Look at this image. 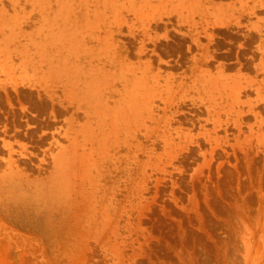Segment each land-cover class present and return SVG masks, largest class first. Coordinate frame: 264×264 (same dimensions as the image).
I'll return each instance as SVG.
<instances>
[{"label": "rangeland", "instance_id": "1", "mask_svg": "<svg viewBox=\"0 0 264 264\" xmlns=\"http://www.w3.org/2000/svg\"><path fill=\"white\" fill-rule=\"evenodd\" d=\"M138 1L0 0V264H264V0Z\"/></svg>", "mask_w": 264, "mask_h": 264}, {"label": "bare ground", "instance_id": "2", "mask_svg": "<svg viewBox=\"0 0 264 264\" xmlns=\"http://www.w3.org/2000/svg\"><path fill=\"white\" fill-rule=\"evenodd\" d=\"M100 1H101V0H100ZM137 1H138V0H137ZM152 1H154V0H152ZM156 1L158 2V0H155L154 2H156ZM138 2H139V1H138ZM141 2H142V1H141ZM168 2H170V1L168 0ZM185 2H186V1H185ZM205 2H206V1H205ZM100 3H101V2H100ZM158 3H159V2H158ZM173 3H174V0H173ZM182 4H184V3H182ZM101 5H102V4H101ZM191 5H192V6H191ZM191 5H188L190 9L194 8V6H197L198 4L196 5V4H194V3H191ZM225 5H226V4H225ZM167 6H168V5H167ZM134 7H135V6H134ZM154 7H156V6H154ZM169 7H170V5L168 6V8H169ZM180 7H181V6H180ZM180 7H179V8H180ZM156 8H157V7H156ZM168 8H167L166 10H168V15H169L171 10L168 9ZM209 8H210V7H209ZM161 9H162V6H161ZM161 9H159V10H160V11H163V10H161ZM186 9H187V8H186ZM226 9L228 10L229 8H226ZM169 10H170V11H169ZM173 10H174V9H173ZM173 10H172V11H173ZM202 10H203V9H202ZM222 10H223V9H222ZM227 10H225V11H227ZM172 11H171V13H172ZM179 11H180V10H179ZM209 11H210V9H209ZM152 12H155V11H152ZM158 13H159V12H158ZM162 13H163V12H162ZM162 13H161V16H162ZM184 13H185V12H184ZM194 13H195V10H194ZM145 14H146V13H145ZM149 14H151V13H149ZM155 15H156V13H155ZM157 15H158V14H157ZM179 15H180V14H179ZM164 16H165V15H164ZM177 16H178V15H177ZM185 16H186V15H184V17H185ZM202 16H203V15H202ZM157 17H158V16H157ZM182 17H183V16H182ZM205 17H206V16H205ZM162 18H163V16H162ZM178 18H179V16H178ZM186 18H187V17H186ZM203 19H204V18H203ZM155 20H156V19H155ZM162 20H163V19H162ZM189 20H190V19H189ZM158 21H160V20L158 19ZM158 21H157V22H158ZM178 21H179V20H178ZM182 24H183V23H182ZM155 31H156V30H155ZM155 33H156V32H155ZM155 33H154V34H155ZM165 33H166V32H165ZM166 35H167V34H166ZM155 36H156V35H155ZM161 36H164V34L161 35ZM157 37L160 38V35H159V36H158V35L156 36V40H157ZM167 37H168V35H167ZM167 37H165V38H167ZM101 41H102V40H101ZM154 41H155V40H154ZM174 41H175V40H174ZM180 41H181V40H180ZM113 42H114V41H113ZM157 42H158V41H157ZM176 42H177V41H176ZM163 43H164V42H163ZM107 44H108V43H107ZM158 44H159V43H158ZM163 45H164V44H163ZM167 45H168V44H167ZM109 46L112 47L111 45H109ZM156 46H157V45H156ZM117 47H119V46H117ZM179 47H180V46H179ZM161 48H162V47H161ZM173 48H174V47H173ZM108 49H110V48L108 47ZM116 49H117V48H116ZM162 49H164V48H162ZM168 49L170 50V48H168ZM103 50H104V48H103ZM113 50H114V49H113ZM113 50H112V51H113ZM107 51H108V50H107ZM109 51H110V50H109ZM125 52H126V51H125ZM165 52H166V51H165ZM168 52H171V51H168ZM173 52H174V51H173ZM100 53H102V52H100ZM110 53H111V51H110ZM113 53H114V52H113ZM115 53H116L115 55H117V53H119V52H115ZM171 53H172V52H171ZM120 54H121V52L119 53V55H120ZM123 54H124V52H123ZM123 54H121V55H123ZM115 55H114V56H115ZM128 55H129V53H128ZM159 55H160V54H159ZM179 55H180V54H179ZM114 56H113V59H115ZM182 56H183V55H182ZM95 57H96V56H95ZM100 57H101V56H100ZM103 57H104V58H105V57L108 58V56H106V54H105V56H103ZM126 57H127V56H126ZM192 57H193V56H192ZM200 57H202V55L199 56V58H200ZM96 58H97V57H96ZM107 58L104 59V60H103V58H102V60L105 61V60H107ZM111 58H112V57H111ZM128 58H129V57H128ZM193 58H194V57H193ZM195 58H196V57H195ZM197 58H198V57H197ZM118 59H120V57H119ZM118 59H117V60H118ZM125 59H126V58H125ZM160 59H161V58H160ZM178 59H179V58H178ZM201 59H204V58H201ZM102 60H101V61H102ZM110 60H111V59H110ZM117 60L115 59L114 61L116 62ZM128 60H129V59H128ZM152 60H153V59H152ZM199 60H200V59H199ZM91 61H92V60H91ZM99 61H100V60H99ZM108 61H109V60H108ZM120 61L123 63V66H124V62H123L124 60H121V59H120ZM195 61H196V60H195ZM204 61H205V60H204ZM110 62H112V61H110ZM115 62H114V63H115ZM121 62H120V63H121ZM144 62H145V61H144ZM152 62H153V61H152ZM167 62H168V61H167ZM196 62H197V61H196ZM199 62H200V61H199ZM201 62H202V61H201ZM194 63H195V62H194ZM100 64H101V62H100ZM110 64H111V63H110ZM115 64H116V63H115ZM115 64H112V65H114L113 68H114V69H115V68L117 69L119 66L117 67V65L115 66ZM117 64H119V63H117ZM134 64H135V62H134ZM195 64H196V63H195ZM197 64H198V63H197ZM104 65H106V63H105ZM108 65H109V63H108ZM108 65H107V66H108ZM121 65H122V64H121ZM153 65H154V64H153ZM153 65H152V66H153ZM102 66H103V65H102ZM125 67H126V65H125ZM110 68H111V67H110ZM113 68H112V69H113ZM119 68H120V67H119ZM122 68H123V67H122ZM81 69H82V68L78 69V71L81 70ZM106 69H107V68H106ZM72 70H73V69H72ZM124 70H125V68H124ZM152 70H153V68H152ZM117 71H118V70H117ZM119 71H120V70H119ZM121 71H122V70H121ZM132 71H133V70H132ZM113 72H115V71L113 70ZM123 72H125V71H123ZM130 72H131V71H130ZM136 72H137V71H136ZM78 73H79V72H78ZM81 73H82V72H81ZM93 73H94V72H93ZM101 73H102V72H101ZM126 73H128V72H126ZM139 73H140V72L138 71V74H139ZM79 74H80V73H79ZM91 74H92V73H91ZM94 74H95V73H94ZM99 74H100V73H99ZM129 74H130V73H129ZM132 74H133V73H132ZM147 74H148V73H147ZM73 75H74V74H73ZM100 75H101V74H100ZM115 75H116V74H115ZM130 75H131V74H130ZM139 75H140V74H139ZM74 76H75V75H74ZM82 76H83V73H82ZM106 76H107V75H106ZM118 76H121V77H122V75H118ZM142 76H143V74H142ZM116 77H117V75H116ZM95 78H96V77H95ZM117 78H118V77H117ZM119 79L122 80L123 78H119ZM119 79H117V81H119ZM130 79H132V78H130ZM108 80H109V79H108ZM111 80H112V79H111ZM111 80H109V81L111 82ZM113 80L115 81L116 79H113ZM113 80H112L111 83H113ZM126 80H127V79H126ZM126 80H125V82L123 81L124 83L119 81V82L121 83V86H122V83H123V84L126 83ZM130 81H131V80H130ZM132 81H133V80H132ZM127 82H129V81H127ZM116 83H117V82H116ZM137 83H138V82H137ZM114 84H115V83H114ZM127 84H128V83H127ZM82 85H84V84L82 83ZM129 85H130V83H129ZM129 85H128V86H129ZM79 86H80V84H79ZM110 86H111V85H110ZM112 86H113V85H112ZM121 86H120V88H121ZM131 86H132V85H131ZM92 87H94V86H92ZM113 87L116 88V86H113ZM122 87H125V86L123 85ZM129 87H130V86H129ZM85 88H86V87H85ZM94 88H95V87H94ZM109 88H111V87H109ZM107 89H108V87H107ZM111 89H113V88H111ZM111 89H110V90H111ZM121 89L123 90L124 88H121ZM103 90H104V89H103ZM128 90H129V88H128ZM79 91H81V90H79ZM116 91H117V90H115L114 92H116ZM142 91H143V90H142ZM117 92H119V90H118ZM117 92H116V94H118ZM124 92H125V90H124ZM85 93H86V92H85ZM119 93H122V91H120ZM99 94H100V93H99ZM108 94H109V93H108ZM110 94H111V93H110ZM110 94H109V95H110ZM113 94H114V93H113ZM137 94H138V93L136 92V90L134 91V89H132V90H131V95H130V96H131L132 98H136ZM114 95H115V94H114ZM114 95H112V96H114ZM139 95H140V94H139ZM115 96H116V95H115ZM120 96H121V94H120ZM88 97H89V96H88ZM99 97H100V96H99ZM101 97H102V96H101ZM106 97H107V96H106ZM100 99H102V98H100ZM100 99L98 100V102L103 101V100H100ZM106 99H107V98H106ZM109 99L111 100V97H110ZM113 99H115V98H113ZM139 99H140V98H139ZM83 100H84V99H83ZM110 100H109V101H110ZM122 102H123V101H122ZM110 103H111V102H110ZM115 103H117V101H116ZM108 104H109V103H108ZM99 105H100V103H99ZM96 106H97V105H96ZM100 106H101V105H100ZM110 106H111V105H110ZM108 107H109V106H108ZM128 107H129V106H128ZM135 107H136V106H135ZM137 107H138V106H137ZM127 109H128V108H127ZM129 109H130V108H129ZM115 110H116V109H115ZM133 110H134V108H133ZM129 111H130V110H129ZM137 111H138V110H137ZM141 111H142V110H141ZM102 112H103V111H102ZM118 114H119V113H118ZM102 116H103V115H102ZM131 116H132V115H131ZM101 121H102V120H101ZM95 122H96V120H95ZM95 122H94V123H95ZM119 123H120V122H119ZM121 123H122V122H121ZM122 124H123V123H122ZM97 126H98V125H97ZM106 129H107V128H106ZM84 130H86V129H84ZM88 130H89V129H88ZM122 133H123V132H121V134H122ZM121 134H119V135H121ZM123 135H124V134H123ZM86 136H87V135H86ZM94 136H95V135H94ZM108 144H109V143H108ZM96 146H98V145H96ZM93 147H94V146H93ZM100 147H101V146H100ZM97 148H98V147H96V149H97ZM101 148H102V147H101ZM101 151H102V150H101ZM103 153H104V152H103ZM102 155H103V154H102ZM53 174H54V173H53ZM57 175H58V174H57ZM55 176H56V175H55ZM55 176L52 175L50 178H48L47 180H49V181H47V180H43V181H41L42 184L45 185V184H47V182H48V183H53ZM58 177H59V176H58ZM70 177H72V176H70ZM78 182H81V181H78ZM56 183H57V182H56ZM75 184H76V183H75ZM47 185H48V184H47ZM57 185H58V184H57ZM60 185H61V184H60ZM72 185H73V184H72ZM39 186H40V185H39ZM54 186H55V185H54ZM87 186H88V185H87ZM45 187H46V186H45ZM48 187H49V186H48ZM42 188H43V187H42ZM52 188H53V187H52ZM89 188H90V187H89ZM38 189H41V187H38ZM66 189H68V188H66ZM41 190H42V189H41ZM41 190H40V191H41ZM54 190H56V189L54 188ZM62 190H63V189H62ZM73 190H75V189H73ZM70 191H72V190H70ZM60 192H61V191H60ZM42 193H44V192H42ZM50 193H51V192H50ZM61 193H62V192H61ZM64 193H65V192H64ZM64 193H63V195H66V194H64ZM66 193H67V191H66ZM28 194H29V193H28ZM31 194H32V191H31ZM51 194H52V193H51ZM90 194H91V193H90ZM90 194H89V195H90ZM41 195H42V194H41ZM57 195H58V194H57ZM59 196H60V193H59ZM30 197H31V196H30ZM31 198H33V197H31ZM64 198H65V197H64ZM24 199H25V198H24ZM61 200H62V199H61ZM34 205H35V204H34ZM86 206H87V205H86ZM86 206H85V207H86ZM41 207H42V206H41ZM90 208H91V207H90ZM84 211H85V210H84ZM91 212H92V210H91ZM82 214H83V213H82ZM84 214H85V212H84ZM87 214H88V213H87ZM89 214H90V213H89ZM93 214H94V213H93ZM76 216H77V215H76ZM76 216H75V217H76ZM85 216H87V215H85ZM82 217H83V216H82ZM90 217H91V219H93L92 216H90ZM93 217H95V215H94ZM78 218H79V217H78ZM87 219H89V216H88ZM91 219H90V220H91ZM80 220H81V219H80ZM86 221H87V220H86ZM92 221H93V220H92ZM92 221H91V222H92ZM77 222H78V221H77ZM87 222H88V221H87ZM87 222H86V223H87ZM80 224H81V223H80ZM77 225H78V224H77ZM83 225H85V224H83ZM91 225H92V223H91ZM90 227H91V226H90ZM80 228H81V227H80ZM42 230H43V229H42ZM44 230H45V229H44ZM83 230H84V228H83ZM87 230H89V229H87ZM43 232H44V231H43ZM44 233H45V232H44ZM90 233H91V230H90Z\"/></svg>", "mask_w": 264, "mask_h": 264}]
</instances>
